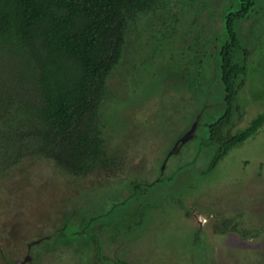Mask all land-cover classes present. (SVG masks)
Instances as JSON below:
<instances>
[{"label":"rangeland","instance_id":"obj_1","mask_svg":"<svg viewBox=\"0 0 264 264\" xmlns=\"http://www.w3.org/2000/svg\"><path fill=\"white\" fill-rule=\"evenodd\" d=\"M253 2L238 31L250 51L247 73L230 105L214 47L240 1L160 0L128 30L108 79L102 124L116 166L73 177L43 158L8 165L0 150V264L27 254L25 264H98L100 227L106 255L114 239L115 257L132 264H264V125L210 169L216 148L204 145L207 124L226 109L232 133L264 111V0ZM8 60L0 52L6 103L18 86Z\"/></svg>","mask_w":264,"mask_h":264},{"label":"trees","instance_id":"obj_2","mask_svg":"<svg viewBox=\"0 0 264 264\" xmlns=\"http://www.w3.org/2000/svg\"><path fill=\"white\" fill-rule=\"evenodd\" d=\"M239 1V8L230 7L223 16L225 37L219 48L214 47L220 84L229 105L244 83L250 55L238 31L254 2ZM159 2L0 0V52L14 68L18 85L14 88L16 100H0L4 162L14 165L26 158L48 159L73 177L116 166L108 153L102 124V108L111 98L108 79L123 57L128 30L140 16L157 9ZM209 39L201 36L200 45ZM197 40L194 37L191 47ZM203 84L200 79L198 88ZM263 125L264 111L232 133L229 108L207 124L204 145L216 148L208 169ZM231 224L229 229L241 237L250 233L239 229L237 223ZM66 226L68 222L61 228ZM216 226L219 232L228 228L226 224ZM63 243L67 245L64 240H58L57 245ZM93 244L98 250L99 245Z\"/></svg>","mask_w":264,"mask_h":264},{"label":"flooded vegetation","instance_id":"obj_3","mask_svg":"<svg viewBox=\"0 0 264 264\" xmlns=\"http://www.w3.org/2000/svg\"><path fill=\"white\" fill-rule=\"evenodd\" d=\"M195 125V124H194ZM184 135H186V137L187 136H189V132L187 131ZM182 136V138H184L185 136ZM193 135V134H192ZM182 138L177 142V144L175 145V147H174V149H173V152H176L177 151V149H178V147L177 146H179L180 144H182V143H184L185 141H182ZM177 147V148H176ZM99 233H98V237L99 238H102L101 239V241H102V244L101 245H99L98 246V250H96L97 251V253H100L99 254V258H98V264H132L131 262H129V261H125V259H119V258H117V257H115L116 255L115 254H117V250H119V248H118V246L115 244V240L114 239H108L109 240V247L111 248V250H112V252H111V254H110V256L108 255H106L107 253H105L104 252V248H103V244L105 243V240L104 239H106V238H104L103 239V236H102V233H104V231H105V229L103 230V228L102 227H100L98 230H97ZM28 246V248H30V246H31V244H28L27 245ZM29 254H27V255H25L24 256V259L23 260H21V261H19V264H25V263H27V261H30V257L28 256ZM124 258V257H123ZM120 260H122V263H121V261Z\"/></svg>","mask_w":264,"mask_h":264},{"label":"water","instance_id":"obj_4","mask_svg":"<svg viewBox=\"0 0 264 264\" xmlns=\"http://www.w3.org/2000/svg\"><path fill=\"white\" fill-rule=\"evenodd\" d=\"M194 126H195V125H193L192 128L188 131V132H189V136L186 137V135H184L185 137L182 138V141H185L186 139H188V138L191 136V134H192V132H193V129H194Z\"/></svg>","mask_w":264,"mask_h":264}]
</instances>
